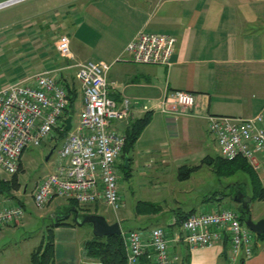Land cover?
I'll return each instance as SVG.
<instances>
[{
	"label": "crops",
	"instance_id": "crops-1",
	"mask_svg": "<svg viewBox=\"0 0 264 264\" xmlns=\"http://www.w3.org/2000/svg\"><path fill=\"white\" fill-rule=\"evenodd\" d=\"M83 3L80 11L73 5L67 9L68 19L59 17L58 7L54 8L53 16L67 20L65 26L73 21L77 27L83 20L79 21L78 15L84 10L88 31L84 37L86 42L89 37V48L85 53L70 48L73 60L111 63L106 76L110 96L117 102L123 97L131 101L129 116L112 121L111 127L125 135L136 119L150 114L148 124L126 156L129 165L153 166L162 181L159 188L164 187L162 178L167 174V165L172 163L178 168L202 155L207 135L212 136L206 115L250 117L261 113L264 117V0H104L101 3L85 0ZM139 30L176 37L169 65L139 64L126 59L125 46ZM69 41L71 44L70 37ZM52 63L38 71L61 66L58 56ZM9 82L12 81L0 87ZM174 90L191 92L194 104L179 107L172 113L162 112L164 97ZM82 106L81 93L78 110ZM253 170L264 187V166ZM191 209L197 212L196 207ZM136 210L137 204L134 220L138 224L121 231L153 227V222L148 221L163 209L152 214H138ZM53 217L56 219V214ZM251 217L256 220L261 216L251 214ZM174 223V215L165 219L170 250L177 256L174 264L182 261L186 264H264V237L256 240L251 257L232 263L230 244L225 237L211 246L189 250L182 239L181 225ZM23 224L21 221L2 226L0 232H14ZM50 231L53 255L47 264H101L88 256L84 248L85 242L94 237L90 224H61L52 226ZM48 232L49 227L36 241L35 237L22 236L20 241L8 242V258L4 264H32L31 253ZM177 233L180 239L174 237ZM31 240L34 242L28 244ZM149 255L150 249L142 255L139 264H151Z\"/></svg>",
	"mask_w": 264,
	"mask_h": 264
},
{
	"label": "built area",
	"instance_id": "built-area-1",
	"mask_svg": "<svg viewBox=\"0 0 264 264\" xmlns=\"http://www.w3.org/2000/svg\"><path fill=\"white\" fill-rule=\"evenodd\" d=\"M175 44L176 37L172 34L139 30L124 51L126 59L135 63L169 65ZM55 48L63 65L0 87V170L16 173L27 146H39L56 130L64 129L69 94L68 79L62 71L74 68L73 78L79 83L83 106L75 125L56 148L53 169L37 182L32 200L38 208L54 198H63L79 205L101 202L117 211L123 207L118 188V163L125 135L112 128L111 122L129 116L131 101L123 97L117 102L110 96L106 76L111 63L73 60L66 34L57 37ZM193 104L191 92L174 90L164 97L161 111L172 113ZM205 117L223 159L241 157L255 170L264 166L261 113L250 117L213 114ZM9 201L0 193V227L18 223L24 216V207ZM181 231L189 250L211 246L227 236L232 263L251 257L257 240V235L240 220L239 212L228 207L189 214L182 222ZM121 235L125 264H139L148 249L151 264H174L177 260L170 250L168 228L130 229L121 231ZM179 235L174 237L180 239Z\"/></svg>",
	"mask_w": 264,
	"mask_h": 264
},
{
	"label": "rangeland",
	"instance_id": "rangeland-1",
	"mask_svg": "<svg viewBox=\"0 0 264 264\" xmlns=\"http://www.w3.org/2000/svg\"><path fill=\"white\" fill-rule=\"evenodd\" d=\"M2 1L5 0H0V2ZM84 1L20 0L0 8V86L4 82L19 80L36 73L40 68L52 66V59L55 60L58 56L55 42L60 34L65 33L71 38L70 48L72 50L76 48L82 53H85V50L88 52L89 37L87 42L84 37L88 32L86 21H84L86 20L84 10L80 12V16L78 15V20L80 21V18L83 20L78 23L77 27L73 21L65 26L67 20H59L53 16L54 8L58 7L59 17L68 19L70 15H68L67 9L73 5L80 11ZM97 1L101 3L104 0ZM40 12L45 13L40 15ZM60 64L63 65L64 61L60 60ZM62 74L77 90L76 99L78 100H76V106L72 111V126H74L79 112L81 90L79 83L73 78L74 68L63 70ZM56 140L57 134L53 133L41 145L27 146L22 152L20 167L16 173L7 174L0 170L2 177L9 179L15 175L19 181V188L14 191V195L23 203L25 211L21 218L24 223L22 226L16 227L14 232H0V264L7 262L8 242L20 241L22 236L25 238L35 237L36 241L42 235L43 230L50 227L54 221L53 214L64 216L72 207H76L81 215L86 211L102 214L110 223L123 217L119 224L120 228L125 230L138 224L134 220V207L138 201H152L160 204L163 210L154 215V218H150L152 221H148V223L153 222L154 226L166 228L165 219L173 216V213L178 210L186 212L194 207L197 208V211H211L215 208L227 207L235 210V203L231 198L238 192L248 197L252 195L250 178L246 173L238 171L222 175L217 173V165L207 163H202L189 178L182 180L177 176L176 165L172 163L167 165V174L162 178L165 183L164 187L159 188L162 181L153 166L145 167L142 163L130 165L128 163V166L124 167L122 154L123 157L118 163L120 176L118 188L123 198V207L117 211H113L101 202L79 205L62 198H54L51 202L49 201L43 207L38 208L33 203L32 192L37 182L53 168L55 151L61 144V141L57 142ZM53 146H56L53 153L48 160H45V156ZM202 151V155L195 156L193 161L188 160L186 164H200V160L206 155L222 158L213 135H207ZM214 192L217 197L221 195L222 199H225L221 202L206 200L205 197L214 194ZM250 212L254 216L264 218V199H256L251 202ZM67 219L72 221V216ZM34 240L29 241L28 244Z\"/></svg>",
	"mask_w": 264,
	"mask_h": 264
},
{
	"label": "trees",
	"instance_id": "trees-1",
	"mask_svg": "<svg viewBox=\"0 0 264 264\" xmlns=\"http://www.w3.org/2000/svg\"><path fill=\"white\" fill-rule=\"evenodd\" d=\"M68 88V98L69 104L64 111V116L72 115V111L74 108V103L77 98V90L75 87L71 85L68 81L66 82ZM73 117V115H72ZM150 120V114L145 113L142 117L136 119L130 126L129 130L125 134V143L123 146V155L127 153L129 148L133 146L136 139L148 124ZM54 133L57 134V142L63 140L67 132L64 129L56 130ZM57 144V143H56ZM57 146V145H56ZM55 146V147H56ZM202 163L214 164L217 165V173H221L222 175H229L238 171L246 173L250 178L252 195L249 196L251 202L259 199H264V187L261 185V182L256 174V172L250 167L247 161L241 157H237L232 160H225L217 157H212L210 155L204 156L200 160V164L187 165L183 164L177 168V176L180 180L187 179L191 173L196 171ZM20 167V165H19ZM19 188V181L13 175L11 178L6 179L0 175V193L4 195L5 198L13 200L14 202L20 204L24 207L23 203L14 195V191ZM206 200H222L221 195L217 197V194L214 192L212 195H208L205 197ZM70 202L76 203L73 200H69ZM161 209V205L155 202L150 201H138L137 210L138 214H152L157 213ZM89 212H84L83 214H87ZM95 213V212H94ZM193 213V209H190L186 212L178 210L173 213L175 217V225H182L183 220L189 215ZM82 214V215H83ZM239 218L241 219V214L239 213ZM52 226H58L61 224L66 225H76L73 220L67 221L66 216H57L56 219L51 223ZM49 227V232L46 234L45 239L34 249L31 253V261L32 264H47L53 255V233L50 231L51 227ZM264 233L261 235H257L258 238H263ZM226 240L229 241L227 236H225ZM84 248L86 250V254L97 259L101 264H125V246L122 235H106L102 237L94 236L91 240L85 242ZM181 264H186L185 261Z\"/></svg>",
	"mask_w": 264,
	"mask_h": 264
},
{
	"label": "water",
	"instance_id": "water-1",
	"mask_svg": "<svg viewBox=\"0 0 264 264\" xmlns=\"http://www.w3.org/2000/svg\"><path fill=\"white\" fill-rule=\"evenodd\" d=\"M20 0H5L0 2V8L10 5L12 3L18 2ZM64 130L68 132L72 126V115L66 116L64 119ZM55 146H53L48 154L45 156V160H48L50 155L53 153ZM124 167L128 166L127 156L124 155ZM245 195L242 194V197ZM246 200L242 201V204L238 206L237 211L241 214L242 221L251 229L256 235H261L264 233V218H259L257 220H253L251 217L250 207L251 200L248 196H246ZM72 215V220L76 225L82 226L84 224H90L92 228V233L94 236L102 237L106 235H121V228L118 221L108 222V220L99 213H87L81 215L79 210L76 207H72L66 215ZM59 217V216H58Z\"/></svg>",
	"mask_w": 264,
	"mask_h": 264
},
{
	"label": "flooded vegetation",
	"instance_id": "flooded-vegetation-1",
	"mask_svg": "<svg viewBox=\"0 0 264 264\" xmlns=\"http://www.w3.org/2000/svg\"><path fill=\"white\" fill-rule=\"evenodd\" d=\"M246 196L242 197V193L238 192L232 199V201L235 203L236 210L238 206L242 204V201L246 200Z\"/></svg>",
	"mask_w": 264,
	"mask_h": 264
}]
</instances>
